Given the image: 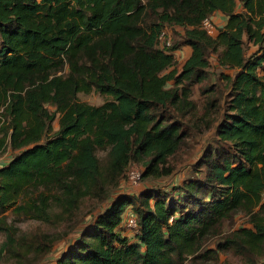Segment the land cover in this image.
Returning <instances> with one entry per match:
<instances>
[{"label": "trees", "instance_id": "1", "mask_svg": "<svg viewBox=\"0 0 264 264\" xmlns=\"http://www.w3.org/2000/svg\"><path fill=\"white\" fill-rule=\"evenodd\" d=\"M217 12L226 23L211 37L201 23ZM167 28L184 33L161 48ZM179 47L190 55L177 70ZM262 68L264 0H0V155L9 151L0 166V263L48 254L87 203L92 211L109 200L131 166L143 167L141 181L170 176L182 120L199 114L196 86L199 117L214 124L215 138L192 174L170 192L112 197L55 264L211 260V240L264 264ZM213 76L216 84L206 83ZM91 92L110 99L78 100ZM238 215L246 226L234 229ZM127 216L136 219L134 236L124 234ZM23 221L47 232L26 235Z\"/></svg>", "mask_w": 264, "mask_h": 264}, {"label": "rangeland", "instance_id": "2", "mask_svg": "<svg viewBox=\"0 0 264 264\" xmlns=\"http://www.w3.org/2000/svg\"><path fill=\"white\" fill-rule=\"evenodd\" d=\"M167 37L170 38L171 44H175L176 42H180L181 36L183 35L182 28H167ZM182 47H179V51H181ZM213 56L210 57L211 59V69L210 72L214 75V61L212 60ZM183 57H179L176 61L175 69L179 70L181 68V61ZM206 83L216 84V79L213 76L210 81ZM205 83V84H206ZM220 84L216 85L218 88ZM193 94L192 99L196 102V106L198 108L199 114L197 116L189 115L185 119H183V128L185 130V139L184 144L180 148V150L169 159V164L174 167V171L170 176L162 177L159 179L151 178L147 179L146 181L139 180L137 183H131L129 179V173L132 170L142 171V166H131L127 171V175L124 179H122L119 185L113 190L110 195L109 200L116 196L117 194H128L130 196H137L140 192L149 189L159 190L161 192H170L172 191L177 185H179L184 179L188 178L193 171V165L196 163L197 159L203 152V149L206 147L207 144L211 143L215 138L214 133V124L208 126V119H204L201 121L200 115H202V98L198 93V88L194 86L192 88ZM110 97L105 95H100L96 92H91L90 94H79L78 100L81 102H85L92 106H99L103 104L105 101L109 100ZM49 111H53L54 109L51 106H47ZM220 115L216 114L215 119H219ZM58 128V115L56 116L54 122L52 123V131H56ZM99 157H102V153H98ZM8 158V159H6ZM7 160H9V151H5L0 155V166L6 164ZM264 199V196H263ZM109 200L102 203L98 207L94 208L92 211H89V208L92 206L91 203H87L82 211L77 216L76 220L72 223L74 224L73 228L69 230L59 241H57L52 250L43 255L41 258L37 259L34 262V257L30 258V264H55L58 257L68 249V247L75 241V239L79 236L83 227L90 225L93 219L102 212L105 207L109 204ZM246 219L242 215H238L234 218L232 222V226L234 229L246 226L245 223ZM18 227L24 232L26 235H31L36 231L47 232V228L44 226H40L39 223L34 221H23L17 224ZM67 229H65L66 231ZM49 231V230H48ZM64 228L60 229L59 233H62ZM127 232V231H126ZM128 233L134 236V232L132 230H128ZM216 240H211L207 243V248L205 250H212L216 251L215 259H206L205 257L195 256L191 258H187L183 264H252L248 262L249 259H243L240 257L235 256L232 252H220L215 247ZM259 264L258 261L256 260ZM5 264V263H0ZM263 264V262L261 263Z\"/></svg>", "mask_w": 264, "mask_h": 264}, {"label": "built area", "instance_id": "3", "mask_svg": "<svg viewBox=\"0 0 264 264\" xmlns=\"http://www.w3.org/2000/svg\"><path fill=\"white\" fill-rule=\"evenodd\" d=\"M201 28L211 37H214L217 33L215 25L209 20L205 19L201 23ZM160 47H169L170 46V40L167 37V30L164 29L159 37H158ZM141 178V172L138 170H132L129 173V179L131 183H137ZM124 226L127 230L135 231L137 229V222L135 217L133 216H127L124 220Z\"/></svg>", "mask_w": 264, "mask_h": 264}, {"label": "crops", "instance_id": "4", "mask_svg": "<svg viewBox=\"0 0 264 264\" xmlns=\"http://www.w3.org/2000/svg\"><path fill=\"white\" fill-rule=\"evenodd\" d=\"M236 9H237V11H240L241 10L239 3H237V8ZM210 20L216 26L217 29L222 28L225 25V23H226V17L222 13H220V12L214 13L210 17ZM180 50L181 51L176 50L175 52H173V55H174L175 61H177L179 57H183V59H182L183 61H181V64H182L189 57V55H190V49H189V47H182ZM252 50H253V48H251L250 52ZM212 60L214 61V69H216V67H217L216 59L215 58H212ZM210 62H211V59H210ZM174 68H171V69H174ZM227 73L231 74V72H227ZM259 75L264 77V68H262V69L259 70ZM6 159H8V158H6ZM0 163H1V161H0ZM124 234L127 237L131 236L128 233V230L126 228H125Z\"/></svg>", "mask_w": 264, "mask_h": 264}]
</instances>
